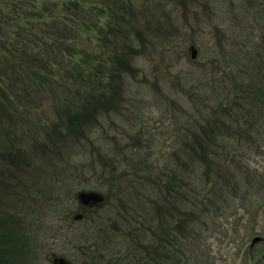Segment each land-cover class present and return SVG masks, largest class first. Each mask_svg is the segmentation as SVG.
Segmentation results:
<instances>
[{
  "label": "rangeland",
  "instance_id": "1",
  "mask_svg": "<svg viewBox=\"0 0 264 264\" xmlns=\"http://www.w3.org/2000/svg\"><path fill=\"white\" fill-rule=\"evenodd\" d=\"M143 12L146 40L136 70L125 79L99 70L83 85L96 95L87 110L102 100L85 120V134L49 138L60 121L49 101L36 114V135L46 146H34L0 175L1 209L16 215L0 230L1 259L12 251L14 264H55L59 255L76 264H121L147 250L157 257L154 235L162 231L167 196L185 191L204 211L180 264H264V182L246 175L264 173V93L250 103L264 74V0H150ZM220 115L232 128L254 120L252 135L216 134ZM201 145L211 161L198 154ZM4 149L13 152L9 139ZM224 157L239 160L230 184L221 178ZM81 189L107 198L86 212ZM79 211L83 219L74 218ZM257 235L262 239L253 243Z\"/></svg>",
  "mask_w": 264,
  "mask_h": 264
},
{
  "label": "trees",
  "instance_id": "2",
  "mask_svg": "<svg viewBox=\"0 0 264 264\" xmlns=\"http://www.w3.org/2000/svg\"><path fill=\"white\" fill-rule=\"evenodd\" d=\"M149 1L0 0V175H5L9 165L18 164L29 156L34 146H46L41 141V134L36 135L39 129L36 114L39 108L41 112L47 111L49 101L55 102L50 109L55 110V118L60 120L53 124L57 129L54 134L49 130V138L54 139L58 134L56 139L65 142L72 135L77 138L85 134V120L98 113L102 100L97 99V103L87 110L85 104L89 95L92 98L96 95L84 89L83 85L99 70L102 73L109 70L111 76L124 79L136 70L134 59L145 47L146 40L140 16L145 13L143 7L148 6ZM139 41L141 45H138ZM257 59L261 69L263 60L261 57ZM261 78L256 85L258 91H250V103H259L264 93V74ZM60 92L67 93V97L59 99ZM217 122L216 134L222 136L231 129L252 135L255 125L250 119L247 125L243 124L244 127L232 128L221 115ZM205 133L209 134V131ZM214 136L210 138L208 135L206 141L213 140ZM6 139L11 142L13 152L4 149ZM198 154L206 161L210 160L205 146ZM190 158L193 159L192 156ZM222 160L227 166L219 164L221 178L230 184L237 178L235 169H239V160L228 157ZM247 171L248 181L260 179L264 182V173ZM11 181L21 184L15 175ZM2 182L0 178V230L8 227V222L11 225L16 220L12 212L1 209ZM212 192V189L207 191L208 197L204 199H209ZM57 196L60 198V191ZM167 203L166 216L159 221L162 231L154 235L156 243L153 250L159 251L158 256L151 257L147 250L148 253L139 261L129 259L121 264H180L185 260L191 252L189 231L198 229L204 209L199 200H193L185 191L171 192ZM84 211L91 209L85 207ZM168 214L171 219L167 218ZM55 226L60 228L57 224ZM14 250H19V247ZM25 251L26 246L22 255ZM13 253L0 258V264H14L17 256L14 257Z\"/></svg>",
  "mask_w": 264,
  "mask_h": 264
},
{
  "label": "water",
  "instance_id": "3",
  "mask_svg": "<svg viewBox=\"0 0 264 264\" xmlns=\"http://www.w3.org/2000/svg\"><path fill=\"white\" fill-rule=\"evenodd\" d=\"M198 48L192 44L191 45V56L195 58L197 56ZM77 197L80 201V203L84 206H94L101 204L106 196L103 192L95 190V189H81L77 192ZM75 219H82L84 218V212L79 211L74 214ZM262 239V236L257 235L253 239V243L255 241ZM253 245V244H252ZM54 263L55 264H76L74 261L71 259L67 258L64 255H59L54 258Z\"/></svg>",
  "mask_w": 264,
  "mask_h": 264
}]
</instances>
